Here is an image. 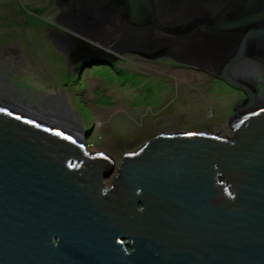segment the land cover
<instances>
[{
	"label": "water",
	"instance_id": "water-1",
	"mask_svg": "<svg viewBox=\"0 0 264 264\" xmlns=\"http://www.w3.org/2000/svg\"><path fill=\"white\" fill-rule=\"evenodd\" d=\"M57 2L67 31L44 36L73 76L104 47L201 70L245 99L228 137L160 134L116 171L0 99V264H264V0Z\"/></svg>",
	"mask_w": 264,
	"mask_h": 264
},
{
	"label": "rangeland",
	"instance_id": "rangeland-1",
	"mask_svg": "<svg viewBox=\"0 0 264 264\" xmlns=\"http://www.w3.org/2000/svg\"><path fill=\"white\" fill-rule=\"evenodd\" d=\"M23 5L29 2L0 0V44H18L21 51L12 54L16 60L24 55L10 74L9 88L35 110L45 100L56 101L52 106L79 128L89 154L105 153L118 165L160 134L229 136L234 108L245 99L241 91L169 59L147 60L104 47L93 51L96 61L90 68L73 76L64 56L46 40L52 30L41 32L45 27L67 31L53 22L63 12L50 19L52 14H35Z\"/></svg>",
	"mask_w": 264,
	"mask_h": 264
},
{
	"label": "flooded vegetation",
	"instance_id": "flooded-vegetation-1",
	"mask_svg": "<svg viewBox=\"0 0 264 264\" xmlns=\"http://www.w3.org/2000/svg\"><path fill=\"white\" fill-rule=\"evenodd\" d=\"M27 2H29V6H27L28 5L27 4L25 6L23 5L24 7L28 8L29 10H32V12H34L35 14H41V12L45 13L46 15H49V16H51V14H52L50 19H54L56 16L59 15L60 12L64 13L66 11V6L60 2H57V0H27ZM34 5L40 9H44V11L43 10H33L34 8L32 9V7ZM59 18L60 17L55 18V21H53V22L58 23L57 20ZM53 29H54V27H53ZM53 29L50 27H45L44 29H42L41 32L49 31V30H53ZM10 43H12V42L7 41L3 44H0V99L3 98L2 99L3 102L4 101L9 102V103H11V102L15 103L16 102L15 104L19 105V104H21L19 102V99H21V98H18L17 95H14L12 93V90L9 88L10 83L8 82L10 74L13 73L14 70L16 69V67L18 66V64L16 63V59H14V57H12V51L11 50H13V48L10 47L11 46ZM15 49H17V51H21V48L18 44H17V47L15 46ZM22 57H24V55H22ZM22 62H23V60H22ZM48 103H51V102H49L48 100H45L42 102V106L46 105L48 107V105H49ZM55 103H56V101H54L52 104H55ZM39 104H41V103H39ZM46 106H44V107H46ZM36 109H37V111L39 110L38 107ZM101 154H105V153H101ZM91 155H93V154H91ZM105 155L108 156L107 154H105ZM109 158H111V157H109ZM123 158L120 160L118 165L115 166V171L119 167ZM111 160L114 162V160L112 158H111ZM108 181L109 182L111 181V183L108 184ZM105 183L108 187H110L112 185V179L107 180Z\"/></svg>",
	"mask_w": 264,
	"mask_h": 264
},
{
	"label": "bare ground",
	"instance_id": "bare-ground-1",
	"mask_svg": "<svg viewBox=\"0 0 264 264\" xmlns=\"http://www.w3.org/2000/svg\"><path fill=\"white\" fill-rule=\"evenodd\" d=\"M159 59H162V58H159ZM158 59V60H159ZM65 63H66V60H65ZM88 69V68H87ZM70 70V69H69ZM71 72V70H70ZM72 73V72H71ZM73 75V74H72ZM262 86H260L261 88ZM262 89V88H261ZM2 95V94H1ZM5 98V97H4ZM3 99V98H2ZM11 99V98H10ZM15 99V98H14ZM19 102L22 104H19V105H16L14 102L12 103H9L7 102L9 105H12L14 107H17V108H20V109H25V110H29L31 112H34V113H37L39 115H41L43 118H46V119H50L51 121L55 122V123H58L60 125H62L64 128H67V129H70L75 135L77 136H81V131L79 130V128L77 126H75L74 124H71L70 121H68V119L66 117H62L59 115L61 109L59 107H56V106H52L54 104H51V103H48V107H44L46 109H41L42 106H37L38 107V111L37 109H33L30 105L27 104L26 101L22 100V99H19ZM6 103V102H5ZM55 105H58L55 103ZM63 114V113H62ZM45 115V116H44ZM47 115H49V117H47ZM103 124H101L102 126ZM70 127V128H69ZM103 127V126H102ZM220 135V134H219ZM81 138V137H80ZM82 142L84 143L83 139L81 138ZM98 154H101V153H98ZM97 154V155H98ZM94 155V154H93Z\"/></svg>",
	"mask_w": 264,
	"mask_h": 264
},
{
	"label": "snow or ice",
	"instance_id": "snow-or-ice-1",
	"mask_svg": "<svg viewBox=\"0 0 264 264\" xmlns=\"http://www.w3.org/2000/svg\"><path fill=\"white\" fill-rule=\"evenodd\" d=\"M57 135H59V133H57Z\"/></svg>",
	"mask_w": 264,
	"mask_h": 264
}]
</instances>
